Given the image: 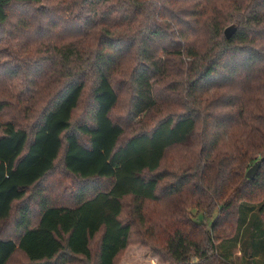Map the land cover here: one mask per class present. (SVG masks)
I'll return each mask as SVG.
<instances>
[{
    "label": "trees",
    "instance_id": "trees-1",
    "mask_svg": "<svg viewBox=\"0 0 264 264\" xmlns=\"http://www.w3.org/2000/svg\"><path fill=\"white\" fill-rule=\"evenodd\" d=\"M58 162L68 203L40 189ZM263 175L264 0H0V264H118L132 243L229 264Z\"/></svg>",
    "mask_w": 264,
    "mask_h": 264
},
{
    "label": "rangeland",
    "instance_id": "rangeland-1",
    "mask_svg": "<svg viewBox=\"0 0 264 264\" xmlns=\"http://www.w3.org/2000/svg\"><path fill=\"white\" fill-rule=\"evenodd\" d=\"M86 111L87 109L83 107L77 110L73 117V121H78L81 118L83 119ZM114 115L118 122L125 125L127 124V135L125 140H128L132 134L136 132L138 120H132L129 117L127 104L123 101L116 109ZM172 158L173 165H177V161L180 159L178 151H174L170 154V159ZM248 170L246 172H248ZM258 173L259 171H257V174ZM246 174L247 173H245V177L247 178ZM78 182L79 181L75 177L68 174V172L63 169L62 163L58 162L57 168L40 185V189L44 194L48 195V197L63 203H68L71 198L69 193L76 187ZM263 182L264 175L260 180V183ZM29 194H36V191L32 190ZM242 206L243 215L240 222L241 231L232 242L227 241L226 243L224 242L225 244H220L219 252L227 259L229 264H264V220H262L258 214L260 206L253 201L243 204ZM31 207L34 212V217L36 218V209L38 208L36 201H31ZM189 212L196 221L203 222L208 226H210L212 221L218 216V213L215 212L212 217L208 216L206 218L205 212L199 214L194 208L190 209ZM203 215H205V218ZM223 245L227 252H231V254L224 256ZM13 264H24V262L20 259H14ZM118 264L165 263L159 257L154 255L150 248L141 245V243H132L120 258Z\"/></svg>",
    "mask_w": 264,
    "mask_h": 264
},
{
    "label": "water",
    "instance_id": "water-1",
    "mask_svg": "<svg viewBox=\"0 0 264 264\" xmlns=\"http://www.w3.org/2000/svg\"><path fill=\"white\" fill-rule=\"evenodd\" d=\"M236 32V26H230L225 30V35L227 37V39H230L234 33ZM261 166V161L256 162L247 172L246 176L249 179H254L258 169Z\"/></svg>",
    "mask_w": 264,
    "mask_h": 264
}]
</instances>
